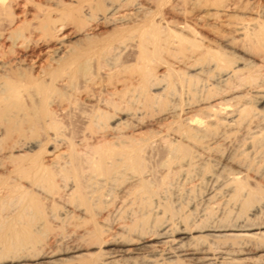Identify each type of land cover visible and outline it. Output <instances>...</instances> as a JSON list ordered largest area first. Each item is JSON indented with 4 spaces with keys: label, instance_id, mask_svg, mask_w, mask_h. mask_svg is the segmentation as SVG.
Instances as JSON below:
<instances>
[{
    "label": "bare ground",
    "instance_id": "1",
    "mask_svg": "<svg viewBox=\"0 0 264 264\" xmlns=\"http://www.w3.org/2000/svg\"><path fill=\"white\" fill-rule=\"evenodd\" d=\"M94 60L108 98L86 92L76 139L54 104ZM0 244V264H264V0H0Z\"/></svg>",
    "mask_w": 264,
    "mask_h": 264
},
{
    "label": "rangeland",
    "instance_id": "2",
    "mask_svg": "<svg viewBox=\"0 0 264 264\" xmlns=\"http://www.w3.org/2000/svg\"><path fill=\"white\" fill-rule=\"evenodd\" d=\"M15 54L17 55V52H15ZM122 60L127 58V54L125 53L124 55H122ZM94 60V62L92 61V65H91V70L94 73H90L89 75H87L86 77L83 78L80 77V79H78V84H77V88H70L69 91H67V95L65 97H60V99H58V101L55 102L54 106L57 107L55 108V114L57 116V118L61 121L62 123V131L64 134L67 135H71L73 134V136L76 137V139L82 138L81 136L84 134H87V130L84 129L85 125V119L84 115L82 117V115L85 113V111L83 109H86V112H89V109L87 107V105H85V103L82 102V100L85 98V96H89L90 98H92V96L94 97V100H102L104 101L105 99H107V90L110 86V84L107 83V80L104 79V74L108 72V68L109 65L106 62H103V64L101 63L98 67V62ZM106 63V64H105ZM105 65V66H103ZM98 67V68H97ZM99 70V73H98ZM97 72V73H96ZM92 76V77H90ZM98 76V77H97ZM100 76V77H99ZM103 77V78H102ZM86 78V79H85ZM106 78V77H105ZM93 79V80H92ZM100 79V80H99ZM81 80V81H80ZM85 80V81H84ZM91 80V81H90ZM80 81V82H79ZM85 82V83H83ZM99 83V84H98ZM87 84V85H86ZM94 84V85H93ZM105 84V85H104ZM84 85V86H83ZM89 85V86H88ZM108 85V86H107ZM87 86V87H86ZM83 87V88H82ZM96 87V88H94ZM99 87V88H98ZM93 88V89H92ZM80 89V90H78ZM71 90V92H70ZM82 90V91H81ZM88 90V91H86ZM78 91V92H77ZM93 91V92H92ZM69 92V93H68ZM81 92V93H80ZM87 92V94H86ZM73 93V94H72ZM76 93V95H74ZM71 97H69L68 96ZM82 94V95H81ZM86 94V95H85ZM91 94V95H90ZM105 95V96H104ZM80 96V97H79ZM74 97V99L72 100V98ZM77 98V99H75ZM78 98H81L79 102ZM75 101V103L73 102ZM77 101V102H76ZM137 102V101H135ZM61 103V104H60ZM78 103V104H76ZM57 104V105H56ZM59 104V105H58ZM70 104V105H69ZM73 104V105H72ZM82 104V105H81ZM85 105V107H84ZM62 106V109H61ZM71 106V107H70ZM84 107V108H83ZM59 108V109H58ZM77 108V109H76ZM140 109V108H139ZM72 110V111H70ZM141 110V109H140ZM83 111V112H82ZM66 112V113H65ZM76 112V113H75ZM81 112V113H80ZM90 113H87V115H89ZM75 115V116H74ZM73 117V118H72ZM76 117V118H75ZM82 118V119H81ZM84 118V119H83ZM82 120V121H81ZM85 120V121H83ZM84 122V123H83ZM82 127V129H81ZM74 128V129H73ZM77 128V129H76ZM80 130V131H79ZM82 131V132H81ZM77 133V134H76ZM161 143H158L159 147H161L160 145ZM258 161V160H257ZM260 162H258L259 164ZM261 163L263 164V161H261ZM260 163V164H261ZM261 164V165H262ZM249 171H253V170H249ZM254 173H256L255 171L251 174L253 175ZM259 173V172H258ZM258 173H256L258 175ZM3 193H1L2 195ZM73 220H75V217H72ZM71 218L67 219L65 222V226L62 225L60 226L58 223V220L55 221V223H53L54 227H52V230H48L49 232H47L46 236H44V241L47 245H51L52 247L55 246V244L53 243V241L55 242L56 239L58 238H64L66 241H68L72 236L69 235H73V233H75L77 230L76 229H80L77 227L76 225V221H72ZM70 220V221H69ZM57 222V223H56ZM73 226V227H72ZM54 228V229H53ZM73 231V232H72ZM50 233V234H49ZM72 233V234H70ZM1 246V244H0ZM1 249V247H0ZM1 251V250H0ZM22 254V253H21ZM18 253V255H21ZM12 256H10V258H12L13 256H17L15 253H11Z\"/></svg>",
    "mask_w": 264,
    "mask_h": 264
}]
</instances>
